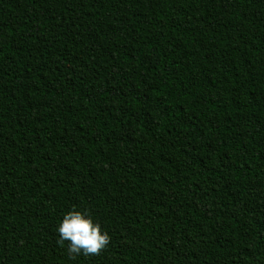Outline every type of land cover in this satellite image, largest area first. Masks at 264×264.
<instances>
[{"label": "trees", "instance_id": "trees-1", "mask_svg": "<svg viewBox=\"0 0 264 264\" xmlns=\"http://www.w3.org/2000/svg\"><path fill=\"white\" fill-rule=\"evenodd\" d=\"M0 264H264V0H0Z\"/></svg>", "mask_w": 264, "mask_h": 264}, {"label": "clouds", "instance_id": "clouds-1", "mask_svg": "<svg viewBox=\"0 0 264 264\" xmlns=\"http://www.w3.org/2000/svg\"><path fill=\"white\" fill-rule=\"evenodd\" d=\"M56 233L60 245L67 242L66 252L69 260H74L80 255H97L110 242L108 232L102 229L93 216L87 210L77 208L70 209L60 218Z\"/></svg>", "mask_w": 264, "mask_h": 264}]
</instances>
